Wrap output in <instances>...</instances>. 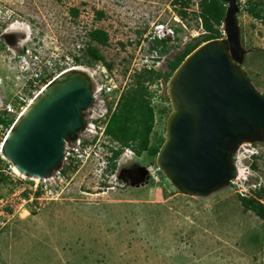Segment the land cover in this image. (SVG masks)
Returning <instances> with one entry per match:
<instances>
[{
	"label": "rangeland",
	"instance_id": "1",
	"mask_svg": "<svg viewBox=\"0 0 264 264\" xmlns=\"http://www.w3.org/2000/svg\"><path fill=\"white\" fill-rule=\"evenodd\" d=\"M199 2L191 0L189 15L182 18L174 0H0V105L15 104L10 115L15 122L22 111L18 95L26 97L24 105L36 92L24 89L18 54L38 48L49 60L45 72L50 80L73 66L87 67L74 57L83 56L88 33L98 27L109 34V42L98 47L124 91L136 86L135 74L147 62L169 70L168 61L206 33ZM238 4L242 65L264 93V19L249 12L248 0ZM74 7L80 10L77 17L70 11ZM97 10L104 12L102 18ZM161 23L170 33L163 54L150 49ZM102 65H92L97 78ZM167 83L162 76L149 85L157 111L151 148L165 135ZM14 122L0 131L5 161L0 170L6 176L0 181V264H264V218L241 203V192L253 195V189L264 187V140L236 151L240 173L234 183L207 196H191L170 183L149 151L138 155L125 149L114 171L110 164L104 169L97 157L111 152L116 144L110 139L95 148L98 155L88 162L64 165L56 181L23 177L1 147ZM135 165L149 172L144 185L118 179L122 166Z\"/></svg>",
	"mask_w": 264,
	"mask_h": 264
},
{
	"label": "water",
	"instance_id": "2",
	"mask_svg": "<svg viewBox=\"0 0 264 264\" xmlns=\"http://www.w3.org/2000/svg\"><path fill=\"white\" fill-rule=\"evenodd\" d=\"M222 1L226 37L195 48L167 83L170 111L156 164L191 196L229 186L238 176L239 147L264 140V93L242 65L240 6L238 0ZM93 103L89 73L63 71L16 119L2 144L4 156L26 177H50L63 163L66 143L85 128V111ZM144 184L142 179L137 185Z\"/></svg>",
	"mask_w": 264,
	"mask_h": 264
},
{
	"label": "trees",
	"instance_id": "3",
	"mask_svg": "<svg viewBox=\"0 0 264 264\" xmlns=\"http://www.w3.org/2000/svg\"><path fill=\"white\" fill-rule=\"evenodd\" d=\"M174 1L175 5L176 3H180L181 5V8L178 9V14L182 18H186L189 15L188 7L191 0ZM248 3L250 4L248 8L249 12L256 18L264 19V2L248 0ZM199 4L200 10L198 11V16L201 19V25L204 27L206 33L194 43L188 44L186 50L180 55L176 56L173 60H169L167 63L169 70L163 72L155 68L149 69L144 67L140 71H137L135 74L136 86L129 90L127 89L121 95L116 109L110 116L105 129L106 134L112 138L111 140L117 141L120 144V147L113 149L114 156L111 158L110 171L115 170V159L122 153L124 146H130L138 155H141L145 151L157 155L160 149L164 139L158 146L154 148L150 146L151 137L157 121V111L152 100L153 93L149 90L150 83L158 81L162 76L169 79L185 57L195 48L203 42L223 36V30L220 27L224 22L227 3L222 0H201ZM70 11L74 17H77L80 13L79 8L76 7L71 8ZM103 14L104 12L102 10H97L96 16L97 18H102ZM179 30L180 28H175L176 32ZM88 36L90 42L87 44L83 56L74 57L77 65L92 66L97 61H100L110 67V64L106 62L97 44H107L109 34L102 28H96L91 30ZM166 42L167 39H155L150 49L158 50L163 54L167 52ZM42 78L43 81L46 80L44 76ZM47 78L49 77L47 76ZM164 111L168 113V109ZM11 114L7 110H0V123L4 125V128L14 122V118L10 116ZM1 162L5 161L0 156ZM5 177L4 172L0 170V181H4ZM253 193V195L241 196V203L245 209L252 210L258 216L264 218V204L261 201L264 197V187L253 189Z\"/></svg>",
	"mask_w": 264,
	"mask_h": 264
},
{
	"label": "built area",
	"instance_id": "4",
	"mask_svg": "<svg viewBox=\"0 0 264 264\" xmlns=\"http://www.w3.org/2000/svg\"><path fill=\"white\" fill-rule=\"evenodd\" d=\"M161 26L162 25H159V31L162 32ZM220 28L221 30H223L224 34V24H222ZM159 36L161 37L160 34ZM29 38L31 39V36H29ZM15 58L17 59V62L20 63L21 73L25 78L26 86L24 89H26V91L32 92L33 90H36L32 98H30L28 103L26 102V104L24 105L23 101H26V97H23V95H18L20 99L19 105L23 110V108L28 106L30 102L34 98H36L45 89V87H47L54 80L56 76H54L50 80L49 78H47L45 71L49 65V60H44L39 49L34 46L27 47L26 52L18 54ZM153 62L154 61H152L151 63L147 62L144 67L149 69L154 68V66H152ZM102 64V66L98 67V71H101L100 78L96 77L97 70L94 69L93 66L85 67L86 69H88V73L91 77L92 89L94 93V103L85 111L88 112V114L85 113V128L79 133L76 141L66 143L65 154L61 167L55 170L50 177L40 179L44 181L43 183H46L47 180L51 179H55L56 181V177L60 178L61 175H63L64 165H66L67 167L75 168L77 166H80L81 164L88 162L93 158V155H98V152H96L95 148L98 149L101 146H106L108 144V140H111V137L106 134V125L108 123V120L110 119V116L116 109L118 101L124 92L125 86H121V83L117 84V82L114 80V77L111 76V72L113 70L106 63L102 62ZM43 76L46 78L45 81H43ZM0 110H7L10 113H14L16 112V106L13 103L6 104L5 106L0 105ZM3 128L4 125L0 123V131ZM6 136L7 134L4 136L2 144L5 141ZM113 142L116 145L112 148H118V142ZM244 145L245 144H242L241 147H243ZM254 153V151H251L249 156L251 157L252 155H254ZM107 154L108 156L106 154L105 156H102L100 154L97 157H100L99 164H102L104 169L108 167V157L112 154V151L108 152ZM237 178H239V174ZM234 179L231 180V183L235 182ZM44 186H46V184ZM41 189L44 188H37L38 191H40ZM250 193L251 190H248L245 192H241V195L249 196Z\"/></svg>",
	"mask_w": 264,
	"mask_h": 264
},
{
	"label": "flooded vegetation",
	"instance_id": "5",
	"mask_svg": "<svg viewBox=\"0 0 264 264\" xmlns=\"http://www.w3.org/2000/svg\"><path fill=\"white\" fill-rule=\"evenodd\" d=\"M103 16H104V14H103ZM105 31L107 32V30H105ZM149 33H151V31ZM95 43H97V42H95ZM97 44L98 45H106V44H101V43H97ZM148 174H149L148 170H147V172H144V169L141 167V165H135L131 168L127 167V166H122L118 179L122 180L124 182H129L133 185L136 184L135 186H138L137 184L139 181H141L142 179H145V180L148 179V177H149Z\"/></svg>",
	"mask_w": 264,
	"mask_h": 264
},
{
	"label": "clouds",
	"instance_id": "6",
	"mask_svg": "<svg viewBox=\"0 0 264 264\" xmlns=\"http://www.w3.org/2000/svg\"><path fill=\"white\" fill-rule=\"evenodd\" d=\"M159 25H162L161 26V28H162V32L164 33L163 35H161V37L159 36V32H161V31H159ZM159 25H157L156 26V29H157V35H155L154 34V40L155 39H167L168 40V36L170 35V33H169V31H168V28H167V30L166 31H164V24L163 23H161V24H159ZM96 29V28H95ZM161 32V33H162ZM30 36V35H29ZM222 38H224V36L223 37H221V39ZM154 40L152 41V43H154ZM150 47H151V45H150ZM152 50V49H151ZM67 70V69H66ZM65 71V70H64ZM106 131V130H105ZM112 139V138H111ZM112 141V140H111ZM118 147H120V144L118 145ZM113 149H117V148H111V151H112V154L111 155H109V157H108V160H109V164H111V158H113V156H114V151H113ZM125 149H128V150H131V151H133L134 152V150H133V148H131L130 146H124V149H123V151L125 150ZM123 151H122V153H123ZM135 153V152H134ZM107 156H108V154H106ZM121 155V154H120ZM117 161V158L115 159V162ZM108 164V165H109ZM107 169V168H106ZM27 178V177H26ZM29 178V177H28ZM41 179V178H40ZM256 189V188H255Z\"/></svg>",
	"mask_w": 264,
	"mask_h": 264
},
{
	"label": "bare ground",
	"instance_id": "7",
	"mask_svg": "<svg viewBox=\"0 0 264 264\" xmlns=\"http://www.w3.org/2000/svg\"><path fill=\"white\" fill-rule=\"evenodd\" d=\"M71 68H73V69H82V70H85V71H87L88 72V69H86L85 67L84 68H82V67H77V66H73V67H71ZM34 100V99H33ZM32 100V101H33ZM32 101L30 102V104L32 103ZM29 104V105H30ZM28 105V106H29ZM28 106H26L25 108H23V110L21 111V113H20V116L23 114V112H25L26 110H27V108H28ZM107 133V132H106ZM238 166V165H237ZM13 169H14V171L16 172V173H18V174H20V175H22L23 177H25V175L24 174H22L19 170H18V168L15 166V165H13ZM239 171H240V169L238 168V173H239ZM32 179H34V180H37V181H39L40 180V178H32ZM42 179V178H41ZM47 191V190H46Z\"/></svg>",
	"mask_w": 264,
	"mask_h": 264
}]
</instances>
